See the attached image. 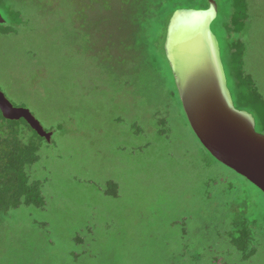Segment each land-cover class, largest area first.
Instances as JSON below:
<instances>
[{
  "label": "rangeland",
  "instance_id": "rangeland-1",
  "mask_svg": "<svg viewBox=\"0 0 264 264\" xmlns=\"http://www.w3.org/2000/svg\"><path fill=\"white\" fill-rule=\"evenodd\" d=\"M141 1L6 0L22 24L0 34V90L53 136L30 169L44 206L0 214V264H264V193L205 151L164 53L170 12L138 28ZM250 9L264 96V0ZM242 219L249 261L228 239Z\"/></svg>",
  "mask_w": 264,
  "mask_h": 264
},
{
  "label": "water",
  "instance_id": "water-1",
  "mask_svg": "<svg viewBox=\"0 0 264 264\" xmlns=\"http://www.w3.org/2000/svg\"><path fill=\"white\" fill-rule=\"evenodd\" d=\"M179 10L167 28L165 51L175 77L184 112L198 140L219 163L264 193V135L256 120L235 107L228 87L220 45L211 26L218 6ZM0 13V25L5 24ZM0 111L8 121L24 120L37 135L51 142L30 110L15 107L0 90Z\"/></svg>",
  "mask_w": 264,
  "mask_h": 264
},
{
  "label": "trees",
  "instance_id": "trees-1",
  "mask_svg": "<svg viewBox=\"0 0 264 264\" xmlns=\"http://www.w3.org/2000/svg\"><path fill=\"white\" fill-rule=\"evenodd\" d=\"M215 1L218 4V16L211 29L219 41L228 87L235 107L252 114L256 120V130L259 127L264 133V96L259 91L254 76L247 71L245 62L248 46L244 37L251 23L250 0H223L226 5L223 11L219 10L218 3L222 0ZM179 6H188L183 10H198L208 8L209 1L142 0L135 9L139 12L144 7L143 12L136 18L138 28L149 26L158 16L170 12L163 41L165 44L169 20ZM0 9L7 15L2 14L6 22L0 25V34L10 35L15 31V27L22 24L21 13L12 9L6 0H0ZM216 27L222 32V40L225 41V56L215 32ZM176 92L178 93L177 88ZM45 141L26 121H8L0 111V214L6 215L21 207L44 206L42 185L31 179L30 169L39 161V152ZM107 186L112 189L117 187L114 182H109ZM234 224L233 230L228 233L230 247L239 253L242 261H249L257 252L252 226L247 219Z\"/></svg>",
  "mask_w": 264,
  "mask_h": 264
},
{
  "label": "flooded vegetation",
  "instance_id": "flooded-vegetation-1",
  "mask_svg": "<svg viewBox=\"0 0 264 264\" xmlns=\"http://www.w3.org/2000/svg\"><path fill=\"white\" fill-rule=\"evenodd\" d=\"M215 1V0H214ZM216 2V1H215ZM217 3V2H216ZM217 6H218V4H217ZM209 8V7H208ZM208 8H203V9H198V10H206V9H208ZM168 28V27H167ZM167 36V35H166ZM216 36V35H215ZM165 43H166V39H165ZM164 46H165V44H164ZM166 52V51H165ZM167 57V56H166ZM179 93V92H178Z\"/></svg>",
  "mask_w": 264,
  "mask_h": 264
}]
</instances>
